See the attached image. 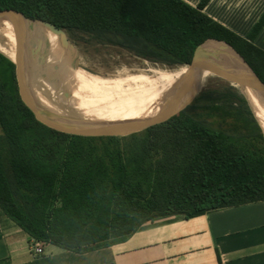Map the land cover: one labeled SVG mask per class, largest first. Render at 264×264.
Segmentation results:
<instances>
[{
    "label": "trees",
    "instance_id": "obj_1",
    "mask_svg": "<svg viewBox=\"0 0 264 264\" xmlns=\"http://www.w3.org/2000/svg\"><path fill=\"white\" fill-rule=\"evenodd\" d=\"M210 1L194 7L184 0H0V10L169 67L190 64L207 40L222 41L264 82V50L253 43L264 29V13L246 39L204 13ZM204 48L220 45L209 42ZM101 78L128 92L153 95ZM62 87L71 92L73 111L84 118L72 89ZM84 96L83 109L94 121L117 122L120 109L133 112ZM143 112L145 119L158 113ZM229 116L245 131L224 129ZM210 117H219L217 127ZM0 130V212L33 242L86 253L124 242L156 220L192 219L264 202V134L234 86L202 90L183 111L140 133L83 137L39 122L20 97L15 65L0 54Z\"/></svg>",
    "mask_w": 264,
    "mask_h": 264
},
{
    "label": "crops",
    "instance_id": "obj_2",
    "mask_svg": "<svg viewBox=\"0 0 264 264\" xmlns=\"http://www.w3.org/2000/svg\"><path fill=\"white\" fill-rule=\"evenodd\" d=\"M197 7L201 0H184ZM204 13L248 38L264 0H211ZM264 50V29L253 42ZM34 242L0 212V264H264V202L147 223L128 240L77 253Z\"/></svg>",
    "mask_w": 264,
    "mask_h": 264
},
{
    "label": "water",
    "instance_id": "obj_3",
    "mask_svg": "<svg viewBox=\"0 0 264 264\" xmlns=\"http://www.w3.org/2000/svg\"><path fill=\"white\" fill-rule=\"evenodd\" d=\"M4 22L12 25L16 40V76L22 101L34 113L39 122L62 133L83 137H127L140 133L168 121L187 108L198 95V87L206 75L218 77L231 85L249 88L264 101V82L260 77L229 44L211 39L197 47L190 64L181 66L180 70L183 69L184 73L177 78L174 87L166 95L159 112L153 117L144 120L100 122L64 115L60 111L56 112L42 105L34 92L31 91L27 81L26 42L28 37L33 34L31 23H40L49 33L59 39L63 48L74 49L75 46L69 41L67 31L47 21L29 19L15 10H0V27ZM37 41L38 44L32 50V54L42 55L40 53L44 47V40L38 39ZM209 42L218 43L220 49L206 50L204 47ZM228 48L234 52L231 57H226L223 54V50ZM41 57L46 62V59ZM75 68H80L78 63ZM254 116L263 131L258 118L255 114Z\"/></svg>",
    "mask_w": 264,
    "mask_h": 264
},
{
    "label": "rangeland",
    "instance_id": "obj_4",
    "mask_svg": "<svg viewBox=\"0 0 264 264\" xmlns=\"http://www.w3.org/2000/svg\"><path fill=\"white\" fill-rule=\"evenodd\" d=\"M33 35L34 34H31L26 42L27 81L31 91L34 92V94H41L44 96L50 102L52 108L57 109L62 114L80 117L73 111L70 90L64 89V87H62V83L59 82L56 77L50 75L51 73L59 72V61L56 62L52 60L49 44L45 41L44 37H35ZM68 37L70 42L75 46L74 49L70 47L68 49L63 48L59 39L57 47L60 49L62 54L70 55V66L74 69V66H76V63H78L81 69L90 74H94L103 78H116L140 74H147L151 76L153 72H171L181 68V66L169 67L160 63H152L147 60L137 58L128 51H125L119 47L103 46L100 44H94L92 42L88 43L86 41L88 36H84L85 39H78L72 34L68 33ZM38 39L44 40V47L40 53L42 55H33L32 50L36 48ZM0 45L5 48H12V46L9 44V41L3 37L1 28ZM13 49L16 51V45L13 47ZM0 54L15 65L16 72L15 59L11 58L2 51H0ZM41 56L46 59V62L42 60ZM30 68L32 69V72ZM225 86L233 85L218 77L209 76L202 79L197 92L199 93L205 89H213ZM72 97L75 105L79 109V114L84 116V119L86 120L94 121L93 117L83 109V106L85 105L84 93L78 90H72ZM145 117L146 114L143 111L133 110V112H128L124 109L119 110L120 121L144 120ZM208 122L217 127L221 120L219 117H210L208 118ZM240 126H242V122H238L234 116L227 117L226 121L223 122L222 125V127L228 130L230 133H235V128L237 131H245ZM258 144L260 145L259 140Z\"/></svg>",
    "mask_w": 264,
    "mask_h": 264
},
{
    "label": "bare ground",
    "instance_id": "obj_5",
    "mask_svg": "<svg viewBox=\"0 0 264 264\" xmlns=\"http://www.w3.org/2000/svg\"><path fill=\"white\" fill-rule=\"evenodd\" d=\"M0 28L3 37H5L9 41L10 46H12V48H5L0 45V51L4 52L11 58L16 59V51H14L13 49V47L16 45V40L14 37L12 25L8 22H4L2 23ZM33 34V36L35 37H44L45 41L49 44L50 52L59 54L69 60L68 61L56 57L52 53H50L52 60L56 62L59 61V72L51 73V76L56 77V79L61 82L63 86H66L72 90L84 92L102 100L112 102L113 104L121 108L134 111L159 112L166 95L174 87L177 78L184 73L183 69H179L171 72L157 71L153 72L151 76L147 74H140L109 78L110 80L127 88L148 92L153 95L128 92L116 88L101 77L90 74L81 68L73 69L70 66V55L62 54L60 52V49H58L57 47L58 38L55 35L49 33L43 26L33 27ZM217 49L220 48H214L208 51H216ZM223 54L226 57H231L233 56L234 52L227 49L223 50ZM209 76L210 75H206L205 77ZM233 86L237 89H240L248 99L254 114L258 118L264 130V101L256 92L249 88L241 87L235 84Z\"/></svg>",
    "mask_w": 264,
    "mask_h": 264
},
{
    "label": "built area",
    "instance_id": "obj_6",
    "mask_svg": "<svg viewBox=\"0 0 264 264\" xmlns=\"http://www.w3.org/2000/svg\"><path fill=\"white\" fill-rule=\"evenodd\" d=\"M34 249H35V252L36 254L40 255V254H43L44 253V245L45 243L44 242H41V241H37V242H34Z\"/></svg>",
    "mask_w": 264,
    "mask_h": 264
},
{
    "label": "flooded vegetation",
    "instance_id": "obj_7",
    "mask_svg": "<svg viewBox=\"0 0 264 264\" xmlns=\"http://www.w3.org/2000/svg\"><path fill=\"white\" fill-rule=\"evenodd\" d=\"M67 34H68V32H67ZM69 38V37H68ZM69 41H70V39H69ZM38 44V43H37ZM72 44V43H71ZM110 46V45H109ZM111 47H114V46H111ZM148 61V60H147ZM150 62V61H149ZM153 63V62H152ZM76 66H74V68H75Z\"/></svg>",
    "mask_w": 264,
    "mask_h": 264
}]
</instances>
